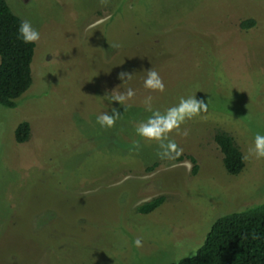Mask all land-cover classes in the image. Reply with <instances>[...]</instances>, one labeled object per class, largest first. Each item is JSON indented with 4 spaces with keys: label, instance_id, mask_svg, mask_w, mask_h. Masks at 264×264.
Listing matches in <instances>:
<instances>
[{
    "label": "rangeland",
    "instance_id": "1",
    "mask_svg": "<svg viewBox=\"0 0 264 264\" xmlns=\"http://www.w3.org/2000/svg\"><path fill=\"white\" fill-rule=\"evenodd\" d=\"M5 2L40 40L30 85L0 105V264L174 262L216 219L264 202V159H244L264 134V0ZM150 68L164 92L144 87ZM128 88L124 106L107 98ZM193 94L208 102L206 118L181 125L187 136L173 132L183 152L160 159L135 131L151 115L146 97L163 112ZM113 107L121 118L101 127L97 116ZM21 121L29 135L18 143ZM216 132L239 149L237 173L225 171Z\"/></svg>",
    "mask_w": 264,
    "mask_h": 264
},
{
    "label": "trees",
    "instance_id": "2",
    "mask_svg": "<svg viewBox=\"0 0 264 264\" xmlns=\"http://www.w3.org/2000/svg\"><path fill=\"white\" fill-rule=\"evenodd\" d=\"M20 21L5 0H0V105L5 107H13L15 99L31 83L34 44H25L18 39ZM246 23L245 27L254 21L247 20ZM28 135L29 124L21 121L14 129V139L21 143ZM213 140L222 153L225 171L237 173L243 162L232 138L216 132ZM195 168L193 166L192 170ZM161 200L162 196L154 197L139 205L138 210L146 213L157 207ZM164 264H264V202L219 217L192 255Z\"/></svg>",
    "mask_w": 264,
    "mask_h": 264
},
{
    "label": "clouds",
    "instance_id": "3",
    "mask_svg": "<svg viewBox=\"0 0 264 264\" xmlns=\"http://www.w3.org/2000/svg\"><path fill=\"white\" fill-rule=\"evenodd\" d=\"M101 5H106L108 0H100ZM18 39L22 40L25 44H34L40 40V32L33 27L31 21L21 20L17 28ZM119 78L122 81L131 80L132 73L121 72ZM144 87L151 91L164 92L165 84L163 78L159 73L150 68L147 70V75L144 79ZM135 95V90L128 88L125 92H116L113 90L111 95L107 98L110 102L116 101L120 105H125L126 100L132 98ZM152 97L148 96L145 99L147 110L151 112V115L143 121H140L135 126L136 134L146 141L156 142L158 145L157 156L160 159H175L179 157L183 149L180 148L177 143L170 139V135L173 132H177L183 136L188 135V131L180 132L181 125L187 120H191L196 117H202L203 113L208 112V102L205 103L203 99H198L196 94L181 97L179 102L173 106L168 107L165 111L153 110L151 107ZM121 118V113L115 107L109 112H103L97 116V123L104 128H112L115 126L116 121ZM141 145L139 141L133 142V150L139 151ZM255 157L256 159H264V134L256 133L253 139V145L248 149L244 159ZM190 168V165H188ZM136 247H142V239L137 237L134 241Z\"/></svg>",
    "mask_w": 264,
    "mask_h": 264
}]
</instances>
